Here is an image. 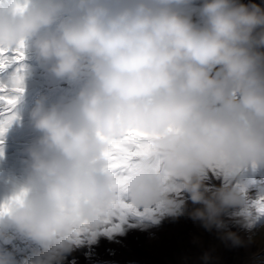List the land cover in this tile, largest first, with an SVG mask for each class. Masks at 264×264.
<instances>
[{
	"label": "clouds",
	"instance_id": "1",
	"mask_svg": "<svg viewBox=\"0 0 264 264\" xmlns=\"http://www.w3.org/2000/svg\"><path fill=\"white\" fill-rule=\"evenodd\" d=\"M0 0V49L30 45L61 79L91 74L76 98L30 112L41 133L28 174L0 203V220L39 243L29 264H62L81 233L129 208L164 204L186 190L196 215L220 224L222 211L246 207L240 191H202L209 168L235 175L264 167V8L204 0ZM151 140L124 173L104 153L131 134ZM127 201V202H125ZM0 264H15L0 251Z\"/></svg>",
	"mask_w": 264,
	"mask_h": 264
},
{
	"label": "bare ground",
	"instance_id": "2",
	"mask_svg": "<svg viewBox=\"0 0 264 264\" xmlns=\"http://www.w3.org/2000/svg\"><path fill=\"white\" fill-rule=\"evenodd\" d=\"M203 2L193 0L192 5L182 11L190 13L193 22L198 23V9ZM239 2L250 5L255 4L256 0ZM31 51L29 45L24 51L25 55ZM17 67L22 69L20 74L23 76L24 89L17 102L23 101L26 105L14 111L15 119L6 125V130L0 135V203L11 197L24 183L29 171L28 150L41 135H31V132L37 130L32 125L30 112L39 99H33V94L40 92L47 95L62 89L71 90L73 93L69 96L58 97L45 105L69 104L82 89L76 90L75 84L88 72L84 71L77 80H68L57 78L50 71L51 62L21 64ZM17 67L0 75V80L7 82ZM249 168L252 166L235 175H228L218 168H209L204 175L202 191L206 189V196L210 197L226 185L240 191L246 201L244 208L233 207L222 211L218 217L219 225L209 224L199 218L197 210H204L205 205L193 203L186 190L172 186L167 193L168 198L180 205L175 215L167 213L164 204L152 205L147 210L121 209L116 216L95 230V234L89 231L74 237L72 250L66 254L62 264H99V261L103 264H251L252 256L255 259L263 258L264 245L258 247L254 241L248 242L246 234L257 216L264 215V204L259 199H249L245 193ZM128 211L148 212L156 216V223L149 226L132 221L127 217ZM253 212L257 215L250 217ZM41 250L39 243L0 220V251L9 253L15 264H29L32 257L26 255V252L37 253ZM254 260L252 264H261Z\"/></svg>",
	"mask_w": 264,
	"mask_h": 264
},
{
	"label": "snow or ice",
	"instance_id": "3",
	"mask_svg": "<svg viewBox=\"0 0 264 264\" xmlns=\"http://www.w3.org/2000/svg\"><path fill=\"white\" fill-rule=\"evenodd\" d=\"M25 58L23 43L15 49H0V73L7 72L14 65H20ZM21 68L17 67L7 82L0 80V135L6 130V125L15 119L14 108L23 93V76ZM151 140L144 134H131L115 142L104 153L108 166L116 174L126 172L135 161L148 154ZM129 208L122 204L121 209Z\"/></svg>",
	"mask_w": 264,
	"mask_h": 264
},
{
	"label": "rangeland",
	"instance_id": "4",
	"mask_svg": "<svg viewBox=\"0 0 264 264\" xmlns=\"http://www.w3.org/2000/svg\"><path fill=\"white\" fill-rule=\"evenodd\" d=\"M259 2V6L262 7V3L264 0H257ZM257 173L264 177V173L261 172L259 169H257ZM256 185H253L252 188H254ZM259 191H263L264 189L259 188ZM254 192V191H253ZM258 228H254L251 232L254 235L253 241L260 243V245H264V230L256 232Z\"/></svg>",
	"mask_w": 264,
	"mask_h": 264
}]
</instances>
